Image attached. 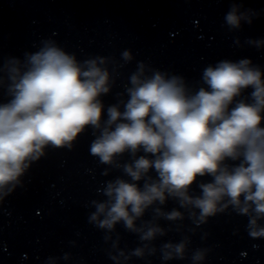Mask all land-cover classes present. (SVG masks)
Segmentation results:
<instances>
[{
  "label": "clouds",
  "instance_id": "9594fccd",
  "mask_svg": "<svg viewBox=\"0 0 264 264\" xmlns=\"http://www.w3.org/2000/svg\"><path fill=\"white\" fill-rule=\"evenodd\" d=\"M240 8L233 3L225 14L230 29L252 23L255 12ZM246 42L259 49L264 38ZM121 56L126 62L133 59L130 50ZM108 63L104 57L80 61L53 40L25 53L23 60L0 62V87L6 85L8 96L0 102V203L23 185L46 148L71 149L91 127L99 134L90 154L127 177L106 183L105 199L92 201L95 211L89 216L112 241L114 264L157 251L162 261L184 260L188 236L159 249L154 242L166 235L160 219L179 222L186 214L200 226L231 208L248 217L251 238H264V70L251 58L222 59L202 70L203 86L193 92L182 75L139 62L129 77L127 99L109 105L105 119L101 97L113 83ZM249 89L248 98H241ZM125 154L129 160L120 163ZM204 177L211 180L204 182ZM194 185L199 194H193ZM169 199L179 208L165 211ZM149 209L152 219L142 220ZM117 224L136 234L140 245L122 250L120 237L111 235ZM208 252L193 250L191 264H202ZM47 264H57V258L48 257Z\"/></svg>",
  "mask_w": 264,
  "mask_h": 264
}]
</instances>
